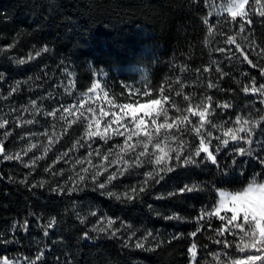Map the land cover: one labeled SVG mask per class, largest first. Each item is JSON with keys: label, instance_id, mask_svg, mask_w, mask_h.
Returning a JSON list of instances; mask_svg holds the SVG:
<instances>
[{"label": "trees", "instance_id": "trees-1", "mask_svg": "<svg viewBox=\"0 0 264 264\" xmlns=\"http://www.w3.org/2000/svg\"><path fill=\"white\" fill-rule=\"evenodd\" d=\"M249 16L253 22L241 32L240 17L232 21L227 13L210 16L205 0H0V49H5L0 51V122L8 121L0 129V141L7 154H13L17 147L31 153L28 161H4L0 154V258L23 256L30 264L42 253L35 264H190L187 249L192 243L197 245L192 264H230L224 252L230 253L232 259L240 258L243 254L235 248L238 238L227 232L222 237L217 235L222 226L218 217L200 221L195 218L202 211H212L218 191H241L253 180L264 182V168L255 159L234 165L229 159L230 151L221 148L223 154L217 153L219 163L228 165L227 169L210 162L178 167L131 202L117 200L107 192L122 194L142 181L149 167L114 181L104 195L94 188L90 176L81 185L82 190L59 193L52 189L72 187L70 178L81 174L69 170L66 160L76 150L89 147L83 124L69 125V118L47 113L73 100L98 74L104 79L108 95L118 103L131 102L134 96L148 100L168 95L171 102H164L169 109L168 122L184 115L192 121L187 124V131L179 125L168 130L177 136V140L170 141L171 146L178 147L183 139L189 143L184 153L193 152L199 137L191 129L199 125V117L187 112L189 103L195 106L201 100L207 103L208 96L212 98L215 110L211 122L224 127L214 129L206 124L203 131H211L214 137L222 136L227 127H235L228 122L235 121L237 115L255 119L264 116V103L260 102L264 97L246 95L242 90L252 77H256L257 84L264 83L259 73L264 62L253 68L242 63V57L232 58L231 52L216 50L235 51V45L225 43L227 35H234L242 47H249L251 40L264 47V18L255 11ZM205 17L215 25L213 34L203 23ZM8 45L14 47L9 49ZM45 46L48 51L31 62H18ZM256 51H251L249 58L264 60ZM218 68L227 75L221 77ZM17 82L18 90L9 95ZM210 82L217 87L208 88ZM185 95L191 101H185ZM32 100L36 101L35 106ZM225 102L231 107L215 108ZM172 103L181 111L177 112ZM26 120L34 122L26 124ZM163 122L161 117L158 123ZM35 123L59 137L48 152L45 146L40 148L41 144L30 148L33 142L28 133H32ZM43 140L42 144H49V139ZM254 140L259 143L243 146L264 156V134L258 131ZM78 141L84 146L74 148ZM218 143L213 140L210 150ZM116 144L122 146L123 138H113L107 144L99 138L91 141V146L98 149H114ZM64 153L68 155L58 159ZM39 156L44 158L35 166L25 167ZM49 165L51 170L46 172ZM115 168L113 165L109 173ZM104 179L106 176L101 177V182ZM41 181L44 187L32 186ZM184 185H195L196 190L168 195ZM159 196L164 198L157 199ZM91 212L97 215H89ZM173 215L177 218H165ZM81 217L85 218L84 223ZM100 217L116 220L120 234L112 237L93 230ZM53 218L56 222L48 228ZM25 220L29 222L27 230L14 227L23 225ZM121 222L130 227L121 228ZM223 225L230 227L227 220ZM197 228L200 231L191 236ZM85 232L89 233L87 238ZM216 239L227 240L233 247L225 249L215 243ZM138 241L145 247L136 248ZM213 254H218L219 259Z\"/></svg>", "mask_w": 264, "mask_h": 264}, {"label": "snow or ice", "instance_id": "snow-or-ice-1", "mask_svg": "<svg viewBox=\"0 0 264 264\" xmlns=\"http://www.w3.org/2000/svg\"><path fill=\"white\" fill-rule=\"evenodd\" d=\"M256 9L255 13L258 14L261 18H264V0H254ZM207 3V0H205ZM252 9V0H229L228 6L225 9L228 16L231 17L232 21H236L238 17L241 18L239 24L240 31L243 32L245 25L252 24V20L249 16V10ZM211 15V13H209ZM203 23L208 25L207 31L209 34L214 33L215 25L210 24L207 17L204 18ZM225 43L228 45H235V51L228 48H218L216 49L219 52H231L232 58L239 59L242 57L241 62H246L253 68H257L259 63L264 62V60L254 61L250 59L249 56L251 51H256L258 57L264 58V47H260L256 44L254 40L249 41V47H242L240 43L237 42L234 35H227ZM14 45H8V48H12ZM0 51H5V49H0ZM48 49L45 46L38 51H35V54H29L27 60L20 59L18 62L20 64L29 63L37 57L41 56L42 53L47 52ZM237 53L239 55H237ZM199 71V69L197 70ZM204 71H208L207 68ZM221 71V69H217ZM259 73L261 77H264V68H259ZM227 75L221 71V77ZM247 77V73H243ZM19 82H17L16 87H13L9 95H12L15 91L18 90ZM96 85H93L95 88ZM208 88L217 87L214 83H209ZM93 89H89L91 92ZM243 92L246 95L249 94H259L261 97H264V83L257 84L256 77H252L250 84H246L243 87ZM179 95V93H178ZM185 101H191V97L185 95L183 97ZM207 103H204L201 100V103L193 106L189 103L187 112L192 116L199 117V125L192 126V133L195 137H199V144L195 146V151L184 153V149L189 146V143L183 139L179 140L178 147H172L170 141L177 140V136L170 133L168 130L173 129L174 126H181L184 131H187V124H192V121L189 119V116L184 115L182 117H177L171 123L169 120V109L164 106V102H171L168 95H163L160 99L149 98L147 103L142 104H122L118 105L121 110V114L113 113L114 120L110 121L106 126L101 128V120L96 116H92L90 119L84 116L83 113L77 117L78 121H87V127L85 129V141L88 143V147L91 148V141L93 138H99V140L104 141L107 144L114 137L123 138V145L116 144L115 149L119 151L115 153L117 159H110L114 153L113 148H109L107 153L102 157V162L99 165H93L91 160H88V163L91 165L90 168H82L81 172L87 173V175L78 174L76 178H70L72 182V187L64 188L58 186L52 191L59 193H72L80 191L81 185L88 182L89 176L91 177V182L94 188L101 190L100 194L104 195L108 185L112 184L114 181H119L122 177L131 175L134 172L139 174L140 170L145 167H149L150 170L143 173L144 179L138 182L135 185H132L129 189H126L122 194H117L114 192H107V195L110 197H115L117 200H127L134 201L139 199L143 194L150 191L152 187L157 184H160L165 175L172 173L177 170L178 167H187L188 165H198L200 163L210 162L212 165H216L218 168L223 167L227 169L228 165H220L219 157L217 153H221V148L225 152L230 151L229 159H231L232 164L239 165L240 163H250L255 159L256 163L264 168V156H261L259 152H256L252 147H244L243 145H253L254 143H259V141L254 140V136L259 131L261 134H264V116H259L258 119H255L251 116L242 117L240 115L236 116L235 121H229L228 123H234L235 127H227L222 136H213L211 131L206 133L203 131L206 124H211V128L224 127L223 125L218 126L215 123L211 122V116L214 112V107L212 104V98L210 96L206 97ZM264 103V99L260 101ZM112 103V101H109ZM31 104L36 105V101L32 100ZM172 107L176 108V111H181L180 108L172 103ZM231 105L228 103L216 104L215 108L228 109ZM37 111L39 109H36ZM126 110V111H125ZM89 112H92V109H88ZM56 110L53 112L47 113V115H55ZM64 113H68L69 109L64 108ZM143 113V115H139ZM109 113L102 112V116H108ZM258 115V114H257ZM128 117L130 119H125ZM163 118V123H158V118ZM63 118V117H62ZM146 118H150V123ZM33 120H26L24 123L32 124ZM75 121H69V125ZM93 122L95 123V129L93 130ZM8 123L7 120L0 122V129L4 128ZM115 125V126H113ZM163 130V131H162ZM177 132L180 131V128L176 129ZM67 131V130H65ZM5 135H8L6 133ZM41 135H47V133H42ZM135 138V140H133ZM49 144L45 145V152L51 150V145L58 142L59 137L55 135H50L48 137ZM213 140L218 141L219 143L215 145L210 150V145L213 144ZM3 141H0V154L3 155L4 161L20 160L21 154H7L5 148L2 146ZM79 141L73 147H83ZM36 145L32 144L30 148H35ZM30 150V149H29ZM95 155L100 158L101 152L100 149L94 150ZM25 155L27 152L24 153ZM223 154V153H221ZM68 153H64L58 159H63L64 156H67ZM93 155V152H89V157ZM237 157H248V160H238ZM43 156L35 157L28 164H25V167H33L40 160L43 159ZM55 163V161L53 162ZM77 163H84V161L77 160ZM113 165H116L114 171L109 173V169ZM51 165L48 168H45V171L51 170ZM106 176L104 182H101V177ZM11 179V177H10ZM20 183H25V180H21ZM33 187H44V182L41 181L38 184L32 185ZM196 190V186L184 185L183 187H178L176 192L169 193V196H174L176 194H183L185 192H192ZM221 199L217 201L216 205L213 206L211 212L202 211L201 215L195 218L197 221L203 220L205 217H218L222 222L221 228L217 231L218 236H223L226 232L234 237L238 238V242L235 244V248L239 253L243 255L240 258L232 259L231 254L224 252L223 255L228 258L230 264H264V182L257 183L253 180L243 189V191H238L234 193L225 194L220 193ZM163 196L157 197V199H163ZM225 213L230 212L231 216L221 215V211ZM89 215L95 217L96 212H91ZM166 219H176L175 215L165 217ZM81 223H84L85 218L81 217ZM227 220L226 227L223 225V221ZM55 218L47 225L48 228H52L55 224ZM28 221L25 220L23 225H14V227H20L24 230H27ZM117 221L111 217H100L97 220L96 225L93 226V230L98 233L110 234L112 237L118 236L121 229L116 228ZM97 225H101L97 227ZM130 227L124 222H121V228ZM200 231V228H197L195 232L190 233L191 236L195 237ZM135 233H132L134 236ZM151 236V233L147 234ZM89 233L85 232L84 237L87 238ZM174 238H177L174 236ZM131 239V236L129 237ZM215 243L222 244L225 249L233 247V244L227 240L216 239ZM125 247H127V242H125ZM136 248H144L145 245L143 242H137L135 245ZM156 247H159V242ZM188 254L191 258L190 264L192 261H195L197 256V245L192 243L188 249ZM216 255L219 259L218 254ZM42 253L38 254L35 258V261L41 259ZM35 261H31L30 264H35ZM0 264H13L12 261L8 260L6 257L0 258Z\"/></svg>", "mask_w": 264, "mask_h": 264}, {"label": "rangeland", "instance_id": "rangeland-1", "mask_svg": "<svg viewBox=\"0 0 264 264\" xmlns=\"http://www.w3.org/2000/svg\"><path fill=\"white\" fill-rule=\"evenodd\" d=\"M228 3H229V0H207L208 11H209V13H211V15L226 14L227 12L225 11V9L227 8ZM255 9H256V5H255L254 0H252V9L249 10V14L252 11H255ZM94 84L96 85L95 88H93ZM89 89H93V90L91 92H89L88 91ZM133 93H134V95H137L136 90ZM141 95L142 94H140V96ZM155 99H159V98H155ZM109 101H112V103H109ZM147 101L148 100H138L137 97L134 96V100L131 102H127V103L116 102L115 100H113L108 95L107 90L105 89L103 77H101L97 74V75H95L94 80L92 81L91 85L87 89H85L82 92L77 93V95L74 97L73 100H71L69 102H63L59 106H57L55 108V110H56L55 114H57L58 116H63L64 118H69L70 121L80 122L81 124H83L85 129L87 127V121H78L77 117H79L81 113H83L84 116L88 117L89 119L92 116H96L97 118H99L101 120V128H103L110 121H113L115 119L114 116L112 115L113 113L121 114V110L118 107V105L142 104V103H147ZM64 108H68L69 112L64 113L63 112ZM89 108L92 109V112L88 111ZM102 112H107V113H109V115L108 116H102ZM139 115H143V113H139ZM125 119H130V118L125 117ZM146 120H148L150 123V118H146ZM159 120H160V118H158V121ZM113 126H115V125H113ZM94 129H95V123L93 122V130ZM42 133H47V135H41ZM53 134H54V131L52 132V131L48 130V128H46V126L35 123V124H33L32 133L31 132L28 133V138H29V140H31V142H33L32 144L36 145V147L41 144L40 148L42 149L45 146L44 143L42 144V142L44 141L43 138L46 137L48 139V137L50 135H53ZM114 138H121V137H114ZM133 140H135V138H133ZM95 149H98V147L91 146V148H88V150H76L73 153V155L70 156V158H68V160H66L67 163L68 162L70 163L69 170H72L75 173H81L82 174L83 173V172H81L82 168H90L91 167V165L88 163V160H91V163L93 165H99L102 162L103 155L105 153H107L108 149H100V152H101L100 158H98L95 155V153H94ZM25 152H27L26 155L24 154ZM89 152H93V155H91L90 157H89ZM116 152H118V149L114 148V153L110 157V159H117V156L115 155ZM16 153L21 154L22 160L28 161L29 158H31V155H30L31 153L28 151H25L24 148L17 147V149H15L13 154H16ZM77 160L84 161V163H82V164L77 163ZM245 187H247V185ZM243 189L241 191H243ZM221 192L228 194V193H234V192H238V191L220 190V191H218V201L221 199V196H220ZM220 214L221 215H227L228 214L227 215L228 217L231 216L230 212L225 213L223 210L221 211ZM6 258L8 260L12 261L13 264H28V261L25 260V257H23V256H9Z\"/></svg>", "mask_w": 264, "mask_h": 264}]
</instances>
